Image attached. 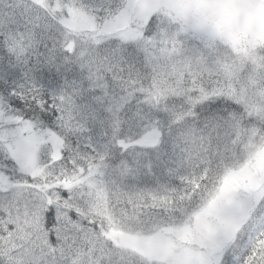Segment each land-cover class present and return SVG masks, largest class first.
<instances>
[{
  "label": "snow or ice",
  "instance_id": "6c2138e0",
  "mask_svg": "<svg viewBox=\"0 0 264 264\" xmlns=\"http://www.w3.org/2000/svg\"><path fill=\"white\" fill-rule=\"evenodd\" d=\"M0 264H264V0H0Z\"/></svg>",
  "mask_w": 264,
  "mask_h": 264
}]
</instances>
